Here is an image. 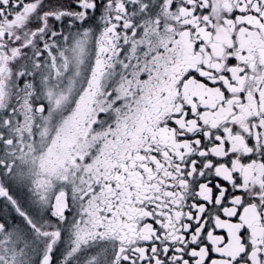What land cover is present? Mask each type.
I'll return each instance as SVG.
<instances>
[{"label": "snow or ice", "instance_id": "6c2138e0", "mask_svg": "<svg viewBox=\"0 0 264 264\" xmlns=\"http://www.w3.org/2000/svg\"><path fill=\"white\" fill-rule=\"evenodd\" d=\"M0 264H264V0H0Z\"/></svg>", "mask_w": 264, "mask_h": 264}]
</instances>
